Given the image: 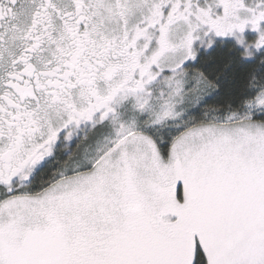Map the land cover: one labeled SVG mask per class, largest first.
<instances>
[{"label": "snow or ice", "instance_id": "6c2138e0", "mask_svg": "<svg viewBox=\"0 0 264 264\" xmlns=\"http://www.w3.org/2000/svg\"><path fill=\"white\" fill-rule=\"evenodd\" d=\"M0 264H264V0H0Z\"/></svg>", "mask_w": 264, "mask_h": 264}]
</instances>
